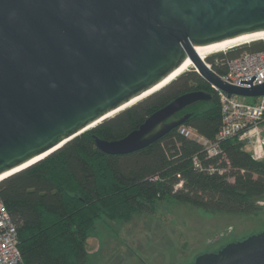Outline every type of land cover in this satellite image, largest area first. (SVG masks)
<instances>
[{
  "label": "water",
  "instance_id": "water-1",
  "mask_svg": "<svg viewBox=\"0 0 264 264\" xmlns=\"http://www.w3.org/2000/svg\"><path fill=\"white\" fill-rule=\"evenodd\" d=\"M258 31L264 0H0V176L8 173L0 180L152 89L186 59L227 97L264 95V82L252 85L256 76L239 80L249 86L231 84L195 50ZM212 96L182 93L119 139L93 135L95 144L112 155L142 149L189 116L176 113ZM192 264H264V230L202 252Z\"/></svg>",
  "mask_w": 264,
  "mask_h": 264
},
{
  "label": "trees",
  "instance_id": "trees-1",
  "mask_svg": "<svg viewBox=\"0 0 264 264\" xmlns=\"http://www.w3.org/2000/svg\"><path fill=\"white\" fill-rule=\"evenodd\" d=\"M264 49V38L205 57L211 69L226 73V60ZM194 90L212 93L176 113L189 116L148 146L127 154H106L93 135L119 139L156 109ZM217 92L190 68L154 93L105 118L56 151L0 180V198L17 231L24 264H87L86 240L101 216L126 220L154 211L168 199L204 210L252 214L264 198V161L252 158L237 137L219 140ZM192 128L218 143L217 153L180 131Z\"/></svg>",
  "mask_w": 264,
  "mask_h": 264
},
{
  "label": "rangeland",
  "instance_id": "rangeland-1",
  "mask_svg": "<svg viewBox=\"0 0 264 264\" xmlns=\"http://www.w3.org/2000/svg\"><path fill=\"white\" fill-rule=\"evenodd\" d=\"M260 203L255 213L235 214L168 199L157 202L153 212L126 220L101 216L86 240L87 264H192L202 252L264 230V198Z\"/></svg>",
  "mask_w": 264,
  "mask_h": 264
},
{
  "label": "built area",
  "instance_id": "built-area-1",
  "mask_svg": "<svg viewBox=\"0 0 264 264\" xmlns=\"http://www.w3.org/2000/svg\"><path fill=\"white\" fill-rule=\"evenodd\" d=\"M209 65V64H208ZM210 66V65H209ZM256 76L252 85L264 82V49L258 51H244L226 60V73L221 77L231 84L249 86L241 83L240 79H250ZM212 87V86H211ZM213 88V87H212ZM219 97L221 123L217 130L219 140L237 137L247 149L252 158L264 159V95L256 97L255 102L242 100V96L231 95L213 88ZM180 131L187 136L200 141L208 155H214L218 150V143L209 141L197 134L192 128L180 127ZM0 264H24L17 245V231L11 222L7 208L0 198Z\"/></svg>",
  "mask_w": 264,
  "mask_h": 264
},
{
  "label": "bare ground",
  "instance_id": "bare-ground-1",
  "mask_svg": "<svg viewBox=\"0 0 264 264\" xmlns=\"http://www.w3.org/2000/svg\"><path fill=\"white\" fill-rule=\"evenodd\" d=\"M261 38H264V31H258V32L242 35V36H239L237 38L228 39V40H224V41L213 42V43H210V44L196 45L195 46V50L197 51L198 55L204 60L206 56H208V55H210L212 53H216V52H219V51H224V50H226L228 48H231V47H233L235 45H238V44H241V43H245V42H249V41L255 40V39H261ZM192 67L193 66L191 64V61L189 59H186L177 69H175L172 73H170L159 84L154 86L152 89L144 92L143 94L137 96L136 98L130 100L128 103H126L125 105L121 106L120 108L114 110L113 112H110L109 114H107V117H110V116L114 115L118 111H121V109L127 108L129 105H132L136 101H139L140 99L144 98L148 94L160 89L161 87L165 86L170 81L175 79L179 74H181L182 72H184V71H186V70H188V69H190ZM99 121H101V120H99ZM99 121H97L96 123H99ZM35 159H38V158H35ZM32 161H34V160H32ZM32 161H30V162H32ZM30 162H28V163H30ZM25 165H27V164H25ZM22 167H24V165L15 168L13 171H16L17 169H20ZM7 174L8 173L0 176V178L4 177Z\"/></svg>",
  "mask_w": 264,
  "mask_h": 264
}]
</instances>
